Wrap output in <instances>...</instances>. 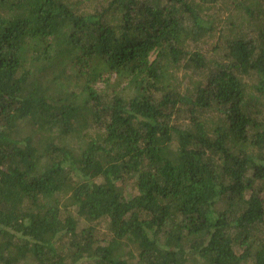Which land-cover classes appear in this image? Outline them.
<instances>
[{
    "label": "trees",
    "instance_id": "trees-1",
    "mask_svg": "<svg viewBox=\"0 0 264 264\" xmlns=\"http://www.w3.org/2000/svg\"><path fill=\"white\" fill-rule=\"evenodd\" d=\"M220 1L0 0V264H264V0Z\"/></svg>",
    "mask_w": 264,
    "mask_h": 264
},
{
    "label": "rangeland",
    "instance_id": "rangeland-1",
    "mask_svg": "<svg viewBox=\"0 0 264 264\" xmlns=\"http://www.w3.org/2000/svg\"><path fill=\"white\" fill-rule=\"evenodd\" d=\"M211 13L213 15H215V19L218 20V19H224V17L226 19H232L235 23V25H238L240 27H242L244 29V26L246 27L247 25V22L245 20V18L247 17L246 16V13L244 12V10H240L238 9L237 7H235L232 3V0H221L217 5H215L212 9H211ZM259 23L258 26H260L261 28H264V15H261L260 18H259V21L257 22ZM196 47L197 49L203 51V52H206L207 50L210 49V46L207 45V44H201V43H198V44H192L190 49L191 48H194ZM206 55H209L211 56L212 55V52L211 51H207L206 52ZM185 70H181V71H177V76L182 78L183 77V72ZM112 77H114V75L112 74ZM186 79L183 80V82L185 83ZM124 85V81L121 82V87ZM96 87L98 89H102L104 87V85L102 84V82H98ZM108 90L111 91V89L108 88ZM123 187L125 188L126 191H124L125 193L127 192H130V193H136L135 192V189L133 188L132 184H123ZM102 228H104V224H102ZM130 248H129V245L125 246L123 245V251H129ZM132 252V251H130ZM134 253H132L133 255ZM133 260H134V256H133ZM132 260V261H133ZM200 262V260H199ZM187 264H196L194 259H189V262Z\"/></svg>",
    "mask_w": 264,
    "mask_h": 264
}]
</instances>
